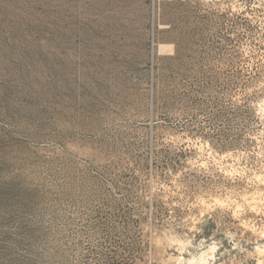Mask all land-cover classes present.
<instances>
[{"label": "rangeland", "instance_id": "1", "mask_svg": "<svg viewBox=\"0 0 264 264\" xmlns=\"http://www.w3.org/2000/svg\"><path fill=\"white\" fill-rule=\"evenodd\" d=\"M0 264H264V0H0Z\"/></svg>", "mask_w": 264, "mask_h": 264}]
</instances>
